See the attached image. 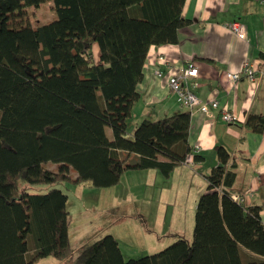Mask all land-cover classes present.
<instances>
[{"label": "trees", "instance_id": "trees-1", "mask_svg": "<svg viewBox=\"0 0 264 264\" xmlns=\"http://www.w3.org/2000/svg\"><path fill=\"white\" fill-rule=\"evenodd\" d=\"M184 1L0 0V264L72 253L67 194L54 184L110 186L126 170L147 168L168 176L186 161L188 110L127 131L147 51L177 42L188 22ZM47 2L55 15L32 25L27 7ZM242 126L264 131V114L247 112ZM214 150L191 241L175 233L164 248L124 259L105 234L79 247L71 264H264L260 209L232 198L235 160L221 145Z\"/></svg>", "mask_w": 264, "mask_h": 264}, {"label": "crops", "instance_id": "crops-1", "mask_svg": "<svg viewBox=\"0 0 264 264\" xmlns=\"http://www.w3.org/2000/svg\"><path fill=\"white\" fill-rule=\"evenodd\" d=\"M182 16L188 22L178 28L177 42L151 45L147 51L137 85L139 96L127 118L128 134L144 118L157 119L186 110L170 90L167 75L189 59L199 71L195 93L205 101L217 100L218 107L210 109L211 115L190 113L187 142L197 150L174 166L168 176L155 168L129 171L141 174L144 184L149 182L158 190L153 225L139 227L144 239L148 232L152 235L151 242L166 234L185 236L191 232L192 236L196 201L206 189L205 175L218 163L216 145L227 149L235 160L231 194L241 196L245 206L257 205L264 223V131H247L242 126L247 112L264 114V0H185ZM233 19L244 24L246 39L237 37L226 26ZM159 54L164 62H158ZM246 59L256 61L262 73L254 81L230 83L225 73L239 70ZM156 67L161 69V75L155 74ZM222 107L236 115L235 122L221 118ZM106 132L111 137L110 128ZM193 153L200 158L195 160ZM149 244L143 251L155 247V243Z\"/></svg>", "mask_w": 264, "mask_h": 264}, {"label": "rangeland", "instance_id": "rangeland-1", "mask_svg": "<svg viewBox=\"0 0 264 264\" xmlns=\"http://www.w3.org/2000/svg\"><path fill=\"white\" fill-rule=\"evenodd\" d=\"M27 10L32 25L44 23L55 15L52 2L28 6ZM92 54L97 60L96 46H93ZM129 171L131 170L124 171L118 182L110 186H94L89 181L79 185L66 181L54 184L67 194L68 235L73 250L77 249L78 243L82 246L105 234H112L118 241L124 259H128L156 252L176 238L175 235L166 234L151 242L152 235L149 232L146 239L141 235L140 226L151 228L153 225L158 190L149 182L144 184L141 174ZM18 184H23V180L19 179ZM47 186L48 184H33L29 186V190L44 191ZM168 212L169 209L167 215ZM184 237L191 241V232ZM159 242L163 243L156 245ZM149 243H155V247L143 251V247L151 246ZM131 250L133 252H129ZM75 255L76 251L72 256L62 259L49 254L37 258L32 264H71Z\"/></svg>", "mask_w": 264, "mask_h": 264}, {"label": "built area", "instance_id": "built-area-1", "mask_svg": "<svg viewBox=\"0 0 264 264\" xmlns=\"http://www.w3.org/2000/svg\"><path fill=\"white\" fill-rule=\"evenodd\" d=\"M226 26L237 37L246 39L247 36L244 24L239 20H230L226 23ZM157 58L158 62H164V57L162 54H159ZM154 72L156 75H161L162 73L161 69L157 67L154 69ZM260 73H262V69L257 65L256 61L246 59L243 61L239 70L227 71L225 73V77L230 83H235L241 79L254 81ZM198 75L199 71L197 66L192 59H189L186 60L178 70L167 75V84L170 90L176 93L180 105L190 113L199 111L204 115H211L210 109H217L218 103L215 99L205 101L195 93L194 89L198 86V81L196 79ZM220 116L225 122L228 123L235 122L237 119L234 113L226 110V108L223 107L221 108ZM196 150L197 147L193 148L191 153ZM232 198L239 202L242 201V197L236 194H232Z\"/></svg>", "mask_w": 264, "mask_h": 264}, {"label": "bare ground", "instance_id": "bare-ground-1", "mask_svg": "<svg viewBox=\"0 0 264 264\" xmlns=\"http://www.w3.org/2000/svg\"><path fill=\"white\" fill-rule=\"evenodd\" d=\"M239 121V120H238Z\"/></svg>", "mask_w": 264, "mask_h": 264}]
</instances>
